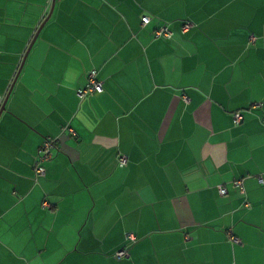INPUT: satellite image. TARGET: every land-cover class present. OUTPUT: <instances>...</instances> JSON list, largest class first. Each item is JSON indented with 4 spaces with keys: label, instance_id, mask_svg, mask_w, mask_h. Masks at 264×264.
Segmentation results:
<instances>
[{
    "label": "crops",
    "instance_id": "crops-1",
    "mask_svg": "<svg viewBox=\"0 0 264 264\" xmlns=\"http://www.w3.org/2000/svg\"><path fill=\"white\" fill-rule=\"evenodd\" d=\"M52 2L0 0V264H264V0Z\"/></svg>",
    "mask_w": 264,
    "mask_h": 264
},
{
    "label": "built area",
    "instance_id": "built-area-1",
    "mask_svg": "<svg viewBox=\"0 0 264 264\" xmlns=\"http://www.w3.org/2000/svg\"><path fill=\"white\" fill-rule=\"evenodd\" d=\"M150 22V17L148 16H142L141 18V24L143 26L147 25ZM188 28V25L186 24L183 31H185V29ZM173 36V32L171 30L168 29V27L166 25L164 26H159L155 31H154V37L158 38V39H163V40H168ZM251 41L254 40L253 37H251L250 39ZM102 86L101 83L98 81L97 79V71L96 70H90L87 73V83L84 87L79 88L77 90V96L79 99H85L86 97L95 94V93H100L102 92ZM260 105L258 104H254L253 106H251V109H258ZM234 121L235 123H240L243 120V116L241 113L236 112L233 115ZM262 123L264 124V119H262ZM63 132L67 131L69 133H74L73 129L70 126H65L62 128ZM59 138L55 137V138H46L40 149H39V153H38V157L36 160V165H35V173L37 176L39 177H43L45 175V163L50 161L53 157H54V153H55V149L58 146L57 142H58ZM126 163V157H119V164L120 165H124ZM233 186L236 190L239 191L240 194L244 195L245 194V190L242 184V180H236L233 183ZM219 193L220 195H224L226 194V189L222 186L218 187ZM44 206H47V203H43ZM246 207H249V204L246 202L245 203ZM128 239H133V237L131 235L127 236ZM230 241H234V242H238V239L233 237L232 235H230ZM115 256L118 259L121 258H126L128 257V251L126 248H123L121 250H118L115 253Z\"/></svg>",
    "mask_w": 264,
    "mask_h": 264
},
{
    "label": "water",
    "instance_id": "water-1",
    "mask_svg": "<svg viewBox=\"0 0 264 264\" xmlns=\"http://www.w3.org/2000/svg\"><path fill=\"white\" fill-rule=\"evenodd\" d=\"M54 1H55V0H53L52 3H54ZM51 11H52V9H51ZM51 11H50V13H51ZM43 24H44V23H43ZM41 27H42V25L37 29V32H36L35 36L33 37L32 41H31L30 44H29L28 50L26 51V53H25V55H24V57H23L22 63H21L20 66H19V69H18L17 75H18V73L20 72L21 68L23 67V64H24L25 58H26V56H27V54H28V51H29V49L32 47V45H33V43H34V41H35V39H36V37H37V34H38V32L40 31ZM16 78H17V76H16ZM16 78H15V80H16ZM10 91H11V90H10ZM10 91H9L8 94L6 95V99L8 98ZM5 102H6V101H5ZM4 104H5V103H4ZM4 104L2 105V108H1V110H0V113H1V112L3 111V109H4Z\"/></svg>",
    "mask_w": 264,
    "mask_h": 264
}]
</instances>
